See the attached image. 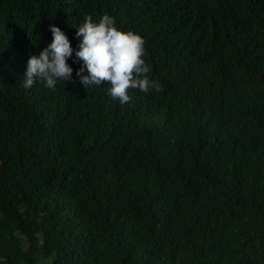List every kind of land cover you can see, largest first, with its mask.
<instances>
[{
  "label": "trees",
  "instance_id": "16d2710c",
  "mask_svg": "<svg viewBox=\"0 0 264 264\" xmlns=\"http://www.w3.org/2000/svg\"><path fill=\"white\" fill-rule=\"evenodd\" d=\"M105 14L159 91L84 89ZM50 25L72 81L25 89ZM0 264H264V0H0Z\"/></svg>",
  "mask_w": 264,
  "mask_h": 264
},
{
  "label": "clouds",
  "instance_id": "9594fccd",
  "mask_svg": "<svg viewBox=\"0 0 264 264\" xmlns=\"http://www.w3.org/2000/svg\"><path fill=\"white\" fill-rule=\"evenodd\" d=\"M76 29V36L82 37L75 53L82 62L76 75L84 89L109 82V95L118 98L121 104L129 102L130 88L144 93L159 91V85L148 76L150 67L143 59L145 41L141 35L119 29L108 14L98 22L87 16ZM50 31L52 42L38 55H31L28 59L22 82L25 89L32 88L37 81L44 82L45 87L53 90L58 81L65 84L72 81L73 68L67 63L73 54L69 38L56 25H50ZM85 69L87 75L83 74Z\"/></svg>",
  "mask_w": 264,
  "mask_h": 264
}]
</instances>
